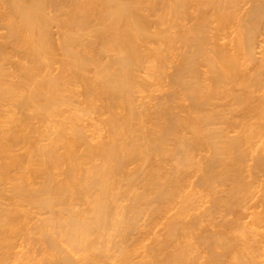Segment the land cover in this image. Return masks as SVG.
Masks as SVG:
<instances>
[{
  "label": "bare ground",
  "instance_id": "bare-ground-1",
  "mask_svg": "<svg viewBox=\"0 0 264 264\" xmlns=\"http://www.w3.org/2000/svg\"><path fill=\"white\" fill-rule=\"evenodd\" d=\"M0 32V264H264V0H0Z\"/></svg>",
  "mask_w": 264,
  "mask_h": 264
},
{
  "label": "rangeland",
  "instance_id": "rangeland-1",
  "mask_svg": "<svg viewBox=\"0 0 264 264\" xmlns=\"http://www.w3.org/2000/svg\"><path fill=\"white\" fill-rule=\"evenodd\" d=\"M54 31H55V29L52 28V33H53V43H54V41H56V38H57V35H54ZM0 33H2V32H0ZM56 42H57V41H56ZM15 60H17V59H16V58L12 59V61H15ZM157 93H158V92H157ZM155 94H156V93H155ZM47 122H48V121H47ZM47 122H45V123H47ZM162 221H164V220H161V221L159 222V226H160V227L157 225V226L152 230V233L156 232V233H154V234H159V233H160L161 235L163 234L162 231L164 230V229H163L164 226H163L162 223H164V222H162ZM157 230H158V231H157ZM153 231H154V232H153ZM157 232H158V233H157ZM151 236H152V235H150V237H151ZM156 236H157V235H156ZM158 236H160V235H158ZM150 237H149V238H150ZM160 237H161V236H160ZM160 237H159V238H160ZM160 239H161V238H160ZM145 242H146V241H145ZM145 242H144V244H147L149 241H147V243H145Z\"/></svg>",
  "mask_w": 264,
  "mask_h": 264
}]
</instances>
